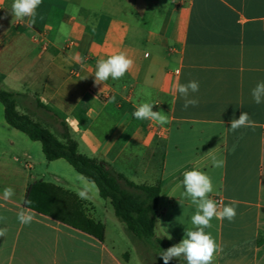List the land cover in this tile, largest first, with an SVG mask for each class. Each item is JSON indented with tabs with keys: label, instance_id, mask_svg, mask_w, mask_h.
Here are the masks:
<instances>
[{
	"label": "crops",
	"instance_id": "obj_1",
	"mask_svg": "<svg viewBox=\"0 0 264 264\" xmlns=\"http://www.w3.org/2000/svg\"><path fill=\"white\" fill-rule=\"evenodd\" d=\"M12 3L0 0V87L20 94L18 110L60 140L65 125L79 152L120 167L134 183H159L156 234L173 245L194 227L196 206L179 186L183 173H207L209 198L237 211L233 221L213 218L205 230L220 246L212 263L264 264V103L251 96L264 81V0H42L35 17L23 20L13 18ZM120 52L133 67L96 84L97 62ZM192 80L198 105L185 109L175 86ZM145 102L170 122L137 120L133 112ZM242 112L251 125L232 130ZM212 156L223 167H212ZM157 158L154 183L132 177ZM62 161H47L41 142L11 127L0 102V264H128L109 238V200L85 178L90 191L80 198L86 182L60 177ZM35 181L74 194L105 226L104 241L25 207ZM21 212L29 223L20 222Z\"/></svg>",
	"mask_w": 264,
	"mask_h": 264
},
{
	"label": "trees",
	"instance_id": "obj_2",
	"mask_svg": "<svg viewBox=\"0 0 264 264\" xmlns=\"http://www.w3.org/2000/svg\"><path fill=\"white\" fill-rule=\"evenodd\" d=\"M19 95L0 87V102L4 106L6 122L11 127L23 132L32 141L41 142L47 161L63 159L88 182L95 184L100 197L110 201L116 217L125 224L133 240L159 253L173 245L168 238L156 234L161 192L159 183L136 184L124 174L107 169L97 158L82 154L65 125L61 133L63 140H60L29 114L21 113L18 110ZM63 196L68 198L63 200ZM24 206L50 215L101 242L105 239V226L88 217L76 196L61 187L44 181L33 182L27 190ZM158 260L161 262L162 258L158 257Z\"/></svg>",
	"mask_w": 264,
	"mask_h": 264
},
{
	"label": "clouds",
	"instance_id": "obj_3",
	"mask_svg": "<svg viewBox=\"0 0 264 264\" xmlns=\"http://www.w3.org/2000/svg\"><path fill=\"white\" fill-rule=\"evenodd\" d=\"M42 0H13L11 5V13L16 20L32 18L36 15L37 8L41 5ZM32 27V23L28 24ZM63 30V26H61ZM134 61L129 56L120 52L109 56L107 59H101L97 62L96 71L94 73L95 83L103 84L109 78L119 80L133 67ZM175 91L183 98L184 108L198 105V100L190 98L191 94L199 92V82L192 80L186 84H177ZM251 96L256 104L264 103V81H259L251 90ZM112 97L110 102H114ZM154 104L142 103L133 112V116L137 120L156 121L163 126L170 121L163 111H153ZM252 121L247 112H242L238 119H232L230 128L232 130L251 125ZM211 164L214 168L223 167L224 161L216 156L211 157ZM83 179V177H82ZM94 186V185H93ZM180 187L184 190V195L189 197L196 206L195 213L191 216L193 229L185 230L184 238L177 244H174L163 250L160 257L163 264H169L173 259L183 258L186 264H212L214 254L220 250V246L215 242L210 233L205 230L211 227L213 218L227 219L233 221L237 215L236 206L230 203L218 208L217 203L209 198V194L214 192V184L212 178L205 172L193 168L183 173V179ZM11 189H6V195L11 194ZM90 191L86 182L84 188L78 193L82 199L88 198ZM180 203V202H179ZM21 223H29L31 216H26L23 212L18 215ZM5 235V230L0 229V237ZM171 239V236H168Z\"/></svg>",
	"mask_w": 264,
	"mask_h": 264
},
{
	"label": "rangeland",
	"instance_id": "obj_4",
	"mask_svg": "<svg viewBox=\"0 0 264 264\" xmlns=\"http://www.w3.org/2000/svg\"><path fill=\"white\" fill-rule=\"evenodd\" d=\"M29 111L32 112L31 108H28ZM57 136L56 130H51ZM66 166V170L63 169L61 173H59L60 177H67L71 179V175L80 180L82 176L75 171V169L69 165L66 161H62ZM40 167L39 164H36V168ZM107 169H110L112 172L116 173L120 171V167L114 165H106ZM68 170V171H67ZM160 174V158H157L154 166H150L147 168V171H142V169L135 170V174H131L134 179H136L139 183H154ZM108 202L109 213L106 215V224L109 231V238L117 244V251H123L128 255L129 262L128 264H163V260L160 262L158 257H160V253L152 250L148 246L138 241L132 239V237L127 233L125 224L121 222L115 215L114 209L112 205ZM120 231L123 232L125 240L121 239ZM159 235V234H158ZM162 237L161 235H159ZM127 256L124 257L126 259ZM161 258V257H160ZM186 264V261L183 258L178 260L173 259L169 262V264ZM213 264V263H212Z\"/></svg>",
	"mask_w": 264,
	"mask_h": 264
}]
</instances>
